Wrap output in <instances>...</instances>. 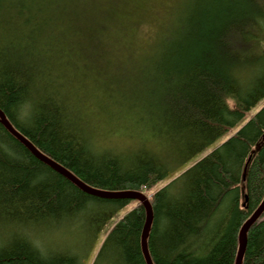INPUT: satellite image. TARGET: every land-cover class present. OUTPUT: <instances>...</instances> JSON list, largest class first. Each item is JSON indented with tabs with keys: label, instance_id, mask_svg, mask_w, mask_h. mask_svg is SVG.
I'll list each match as a JSON object with an SVG mask.
<instances>
[{
	"label": "trees",
	"instance_id": "trees-1",
	"mask_svg": "<svg viewBox=\"0 0 264 264\" xmlns=\"http://www.w3.org/2000/svg\"><path fill=\"white\" fill-rule=\"evenodd\" d=\"M47 1L51 6L41 19L33 0H0V108L32 143L94 187L142 190L156 185L175 165H184L233 127L264 96V0H178V12L163 23V34L152 40L151 53L139 59L142 68L134 73L141 101L133 122L150 124L148 131L164 137L174 156L165 161L160 152H137L123 168L124 155H95L78 144L77 133L68 135L70 121L74 123L70 105L41 85L52 64L86 63L92 49L115 50L110 62L114 67L133 62L139 50L120 43L113 47L99 31L97 41L84 43L83 49L73 42L66 52L52 49L54 55L48 58L38 54L34 45L42 37V48L53 42L57 25L50 15L73 3L71 13L79 16L88 0H82L79 9L78 0ZM99 1L108 12L105 6L114 3ZM103 13L91 10L89 17L105 21ZM35 18V27L26 26ZM58 86L55 80L48 87ZM67 96L71 98L69 92ZM242 192L247 195L244 207L239 204ZM263 196L264 106L150 196L153 222L147 246L154 264H234L237 231ZM89 198L0 124V231L28 230L36 238L33 233L50 219L85 210ZM99 202L91 225L101 224L125 205L123 200ZM144 220V209L135 204L109 231L93 264H145L139 245ZM196 239L210 241L193 247ZM31 241L19 237L0 242V264H80L72 255L43 257ZM241 264H264V220L248 230Z\"/></svg>",
	"mask_w": 264,
	"mask_h": 264
},
{
	"label": "bare ground",
	"instance_id": "bare-ground-1",
	"mask_svg": "<svg viewBox=\"0 0 264 264\" xmlns=\"http://www.w3.org/2000/svg\"><path fill=\"white\" fill-rule=\"evenodd\" d=\"M33 1L35 3L34 4L31 3V4H33L35 6V11H34L35 15L37 17H39L41 15L40 18L44 19L46 16L45 12L47 11L48 7L51 6V3L47 0H33ZM113 2H114L113 5H111L109 7L105 6L109 10L110 13L103 8L102 2H100L99 0H88L85 3H84V1L82 2V0H78L76 2V5H75L76 7H78V9L80 8L79 5L81 6V3H84V4H82L81 9H79L80 10L79 16L73 15L71 13V11L73 10V7H74L73 3L65 6L57 14L50 15V18L54 17L53 18L54 23L57 25V28L52 31L53 34L51 35L53 42H52L51 46L49 44H47L45 48H42L46 44L45 37H42L39 40L38 44L35 43V45H34L35 48L37 49L36 50L37 53L38 54L44 53L46 55V57L48 58V57H50V55H54V52L52 49H54V50L63 49L62 51L66 52V50L68 49V46L71 45L73 42H78L77 43L78 44L77 49H81L83 47L84 43L89 44V45H93L97 41L95 36H97L99 31H100L101 37H102L103 35L108 33L110 28L115 27L114 24L112 23L114 21L113 11L115 9L114 6H116L118 3V0H114ZM179 2H178V0H175L172 4H170L166 7V10L161 15V18H163V19L158 24L154 38L152 40L157 39L159 36H161L163 34V32H164L163 31L164 30L163 29V27H164L163 23H165L168 19H170L171 17L176 15V13L178 12L179 7H180ZM91 10L95 13H98V14H100L101 12H105V13H103V15H104V20L106 22L99 20L100 18L97 21L91 20L89 17V13ZM62 14L66 15L65 18H63V20H62ZM35 22H36V18L33 19L32 21H30L29 23H26V26L34 25ZM20 23H21V21H20ZM17 25H18V23H17ZM35 26L36 25H34L32 27H35ZM16 40L17 39L15 37L14 41L17 42ZM27 44H28V46L31 45L29 43H27ZM152 48H153V42L151 41L149 43H146L145 46H143L141 49H137L139 51H138L137 55L135 56L134 61L133 62L130 61L128 64L127 63L122 64L121 67L119 68V71H117V73L115 74L113 79L105 78V75H106L105 70L108 68L107 66L110 65V62H111V50L107 49V47H101L99 49H96L97 54H96V57L94 59H92V57L90 55V57L88 59L89 61L87 60V62H89L88 64H87V62L83 63L81 58H80L81 61H78L76 63L71 62L67 67H63V70L57 66L59 62L52 64L50 66V71L48 72V75L44 77V82L41 85V86H43L42 89L46 93L51 94L59 102L65 104V105H69V103H68L69 97L67 96V94L72 89L73 84L76 82L77 78L79 76H81V79L85 80L86 76H89L88 74L93 75V78L91 77V80H89L90 81L89 84H85V85H86L87 89L91 88V87L97 88L99 91V94H97L96 98L91 102L92 103L91 108L90 107L86 108L87 107V105H86L85 110H84V108L75 110V109H72L70 106V108L72 110L71 116H73L72 118H73L74 123L72 124L70 121V125L68 126V135L73 136L75 133H77L79 136L78 137V144L82 148H84L85 150H87V151L89 150L91 153H93L95 155H101V154L112 153V152L116 153V154L124 155L123 156L124 160H120V163L122 164L123 168H128V166H130V159H132V157L135 156L134 154H136L137 152H139V154L140 153L146 154L147 152H160V154L163 156V159L165 161H170L172 159V157L174 156L173 150L171 148H169L166 144V139L164 137H158L153 132H151L152 130L149 127L150 124L144 126L140 122V120H138V122H136V123L133 122V120L135 119V117L139 111V107L136 106V103H137V101H139V102L141 101L140 96L138 95V87L140 84L137 83L136 80H134L135 77H134L133 71L140 72V70L142 68V64L139 62V59H141L145 54L151 53L150 50ZM118 52H122V50H118ZM99 53H100V55H99ZM56 67H57V70L55 69ZM134 67H137L138 69L133 70ZM49 75H50V78L52 79L50 83L53 84L56 80L57 84L59 85L58 87H55V88H49L48 87L50 84L49 80H48ZM98 76H101V77H98ZM127 84L128 85L131 84L130 87H131L132 91L130 90V88ZM67 85L69 86V88H67ZM262 99H264V96L260 100H258L251 108H253ZM227 103H228L229 107H232L234 105L233 99L231 97L227 98ZM263 106H264V104L261 106V108ZM28 109H29V104H25L24 109H23L24 112H27ZM250 109L248 111H246L244 113V116H242L240 118V121H238L230 129L237 126L243 120V118L245 117L247 112L250 111ZM0 111L6 117V120L14 127V129L16 131H18L21 135H23L32 144V147L35 150L39 151V153L42 154L44 157L50 159L54 163H56L59 166H61L62 168H64L66 171H68L70 174H72L77 180H80L85 185V187H87L91 190H96V191H101V192L104 191V192H108V193L110 192V194H118V195H120L123 191H127V190L139 192L144 197V199L148 201V203L151 206V210H152V221H151V224L149 226V230L147 232V236H148L152 222H153V208H152V205L150 202V196L153 195V193L157 192L161 187H163L165 185L164 184L161 187H158V184L160 183V181L166 179L171 174V172L172 173L176 172L182 165L181 166L179 164L175 165L172 168V170H170L168 172V174H169L168 176H166L164 179L158 181L156 185L151 186L149 188H144L142 190H133V189L107 190V189L94 187V186L86 183L82 179H80L74 172H72L67 167H65L61 163H59L56 160H54L53 158H51L45 152H43L39 147H37L34 143H32V141H30L24 134H22L13 125V123L8 119V117L5 115L4 111L1 108H0ZM93 111H95V113L102 111V114H107L109 117H114L117 114V116L115 117V125L120 126L117 133L122 132V131L125 132L127 137H125L126 140L124 141V143H126V144H123L122 146H116L113 144H111L109 146H105V145L109 144L112 140L116 141L117 140V139H115V138H117V136H116L114 138L113 137L108 138L109 139V140L107 139L108 142L102 144L103 147L99 146L97 144V142L95 141V136L102 134L107 138L108 133L105 132V133L96 134V133H94V131L91 133L89 118H91L90 114ZM254 114H252L249 117V119ZM21 123H23L22 120H21ZM245 123H243L239 128H241ZM0 124L4 127V125L1 122H0ZM148 129L151 131H148ZM238 129H236L233 132V134ZM9 134L13 138L18 140L11 133H9ZM232 135H230V136H232ZM220 137H218V138H220ZM217 139L213 140L212 142H210L209 144L204 146V148L202 150H200L199 152L194 153L190 157V159L193 158L198 153H201L209 145L213 144ZM219 145L214 147L212 150L217 148ZM23 146L28 150V152L32 156H34L36 159H38L44 165L51 168L47 163L43 162L42 160H40L37 157V155L35 154L36 152L28 149L25 145H23ZM211 151H209L207 154H209ZM207 154H205L204 156H206ZM203 157H201V158H203ZM126 158H128V159H126ZM199 160H197V161H199ZM196 162H194L193 164H195ZM53 171H55V170H53ZM183 171H181V172H183ZM242 171H243V173H245V171H246L245 167H244V169H242ZM55 172L58 173L59 175L63 176L61 173H59L57 171H55ZM180 173H178V174H180ZM176 176H174V177H176ZM63 177L65 178V176H63ZM68 181H70V180H68ZM169 181H171V179ZM72 184L75 185L74 183H72ZM81 191L83 193L89 195L90 197H92V199L89 198L87 200V205H86L87 208L85 210H78L72 214H67V215H63L61 217H56V218L50 219L49 221H47V223H45L43 225L42 229L39 231L40 237H37V238L31 237L28 230L16 231L15 228L6 227L0 231V242L6 244L11 239L19 238V237H25L28 241L32 240L31 243L38 250V251L36 250L37 253H39V255H41L43 257L50 258V257H54V256H66V255L71 256L72 255L78 259L80 264H84L85 257L83 255H84L85 251L80 252L78 250V247H80L79 245L83 241L89 240V238H91L93 236L96 237L95 240L98 239V236L100 235L102 230H104L107 226H109L108 225L109 221L113 217L117 216V219L112 223V225L108 229H106L104 235L101 236V239L98 241L97 250H96L95 255H94V257L90 263V264H93L95 261V256L98 253V251H99L104 239L106 238L107 234L109 233V231L113 228V226L119 221V219L122 216H124L127 212H129L134 207L135 204H140L142 206V208L144 209L145 220H144L141 235H140L139 245H140V252H141V255L143 257L144 263L147 264L145 256L143 254V249H142V244H141L142 232H143L144 224L146 221V209L142 203V200H139V199L133 198V197H121V196L102 197V196H99L95 193H88L84 190H81ZM241 195H242V198H240L239 204L241 207H244L245 203L247 201V195L244 192H242ZM99 199H104V200L107 199V200H114V201L115 200H117V201L123 200L125 205H123L119 209L115 210L101 224L91 225L90 223L92 221V218L95 217L96 215H98V212H99V209H97L94 206L95 204L100 203ZM263 200H264V196L261 198V200L259 201V203L255 207V209L250 213V215L241 223V226L239 227V229L237 231V237H236L237 250H236L235 261H236V257H237V251L239 248V244L241 242L240 231H241L242 227L251 218L252 214L256 211V209L262 204ZM262 220H264V210L253 221V223L250 225V227L255 223L261 222ZM250 227L248 228V230L250 229ZM248 230L245 233L246 242H247ZM57 235H59L58 237L61 236L59 240L54 238ZM147 236H146V244H147ZM202 241L205 243V242L210 241V240L205 239ZM96 242H97V240H96ZM201 242H198V239H196L193 241L192 245H193V247H197L201 244ZM147 249H148V246H147ZM208 249H210V247H208ZM148 253H149V250H148ZM85 255H87V254H85ZM243 255H244V253H243ZM149 256H150L152 264H154L150 253H149ZM242 259H243V256H242ZM242 259L240 261V264L242 263ZM235 261H234V264H235Z\"/></svg>",
	"mask_w": 264,
	"mask_h": 264
},
{
	"label": "rangeland",
	"instance_id": "rangeland-1",
	"mask_svg": "<svg viewBox=\"0 0 264 264\" xmlns=\"http://www.w3.org/2000/svg\"><path fill=\"white\" fill-rule=\"evenodd\" d=\"M174 1L175 0H118V3L116 6H114L115 9L113 11L114 21L112 23L114 24L115 27L110 28V30L107 33L108 43L113 47H115L117 43H120L122 44V47L124 45H128L136 49H141L143 46H145L146 43L152 41L156 29L158 27V24L163 19L161 18V15L166 10V7L172 4ZM96 49L97 48L91 50L92 59L96 57L97 54ZM57 66L61 68L62 64L58 63ZM114 66L115 65L107 66L108 68L105 70L106 72L105 78L110 79L113 76V74H116L117 71H119V68L121 67V65L117 67ZM55 69L57 70V67ZM137 69H138L137 67L133 68V70H137ZM133 72L137 73L136 71ZM88 75L89 76H86L85 80L81 79V76H79L80 78L79 77L77 78L76 82L73 84L72 89L69 91L72 97L71 98L69 97L68 103L72 109L77 110L84 108L85 110L88 107L91 108L92 106L91 102L96 98L97 94H99L98 89L95 87H91L87 89L85 84H89L90 82L89 80H91V77L93 78V75L91 74ZM67 88H69L68 85ZM263 104H264V99L259 101L253 108H251L250 111L247 112L243 120L237 126L226 131L213 144L209 145L201 153L195 155L187 163L182 165L176 172L171 173L166 179L160 181L158 187H161L162 185L166 184L170 179H172L178 173H180L181 171L192 165L194 162H196L205 154H207L209 151H211L214 147L225 141L230 135L233 134V132L236 129H238L243 123H245L252 114L256 113ZM86 105L87 107L85 108ZM90 115L91 118H89V123L91 127V133L93 131L96 134L105 133V132L108 133L107 138L102 134H101L102 136L101 135L95 136V141L99 146L103 147L102 144L108 142L109 140L108 138L110 137L114 138L116 136H117V138H115L117 139L116 141L112 140L109 144L105 146H109L111 144L116 146H122L123 144H126L124 143V141L126 140L125 137H127L125 132L122 131L117 133L120 127L115 125V117L117 116V114L114 117H109L107 114H102V111L98 113H95V111H93ZM116 219L117 216L113 217L109 221L108 223L109 226H107L104 230H102V232L98 236V239H96L97 242L95 240V237L93 236L89 238V240H85L79 245L80 247H78V250L80 252L85 251L83 255L85 257L84 264L91 263L95 255V252L97 250L98 241L101 239V236L104 235L106 229H108ZM33 236L36 238L40 237V233L34 232ZM58 236L59 235L55 236L54 238L59 240L61 236L60 237Z\"/></svg>",
	"mask_w": 264,
	"mask_h": 264
},
{
	"label": "water",
	"instance_id": "water-1",
	"mask_svg": "<svg viewBox=\"0 0 264 264\" xmlns=\"http://www.w3.org/2000/svg\"><path fill=\"white\" fill-rule=\"evenodd\" d=\"M0 122L4 125V127L8 130L9 133H11L14 137H16L18 139L19 142H21L23 145H25L28 149L36 152L35 154L37 155V157L40 160L47 163L53 170L61 173L63 176H65V178H67L72 183H74L79 189L84 190L88 193H95V194L102 196V197L121 196V197H133V198H137L139 200H142V203L146 209V221H145L143 232H142L141 244H142L143 254L145 256L147 264H152L149 253H148L147 244H146L147 232L149 230V226H150L151 221H152V210H151V206L148 203V201L145 200L144 197L139 192L127 190V191H123L120 195H118V194H110V192L108 193V192H104V191L101 192V191L91 190V189L85 187V185L80 180H77L72 174H70L64 168H62L58 164L54 163L50 159L44 157L42 154L39 153V151L35 150L32 147V144L23 135H21L18 131H16L14 129V127L6 120V117L2 114L1 111H0ZM263 210H264V200H263L262 204L252 214V216L248 220V222L242 227V229L240 231L241 242L239 244V248L237 251V257H236L235 264H240L243 253L245 251V247H246L245 233H246V231L248 230L250 225L260 215V213Z\"/></svg>",
	"mask_w": 264,
	"mask_h": 264
}]
</instances>
